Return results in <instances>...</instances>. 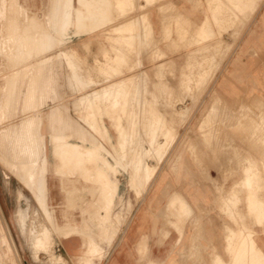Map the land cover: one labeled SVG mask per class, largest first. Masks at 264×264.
Listing matches in <instances>:
<instances>
[{"label":"rangeland","instance_id":"374dc122","mask_svg":"<svg viewBox=\"0 0 264 264\" xmlns=\"http://www.w3.org/2000/svg\"><path fill=\"white\" fill-rule=\"evenodd\" d=\"M35 1L38 4L46 2L47 8L45 12L48 11L50 0ZM132 2H138V4L133 3L130 10H127L123 16L120 15V12L114 6L112 7L110 11L111 24L80 35H75V29L71 28L68 32L69 39L67 40L64 29L61 28L63 18L62 16H58L55 19V22L58 24L55 32L56 38L54 39L51 35L47 36L46 41H44L45 45L35 49L32 56H29V60H27V49H25L23 43L26 39H33L34 32L29 26L19 27L20 23L26 19V16L17 13V22H14L12 25L13 27L16 26L14 31L6 32L5 36L0 37V59L4 58L12 63L5 71H0V88L5 92L6 88L11 90L10 103L6 109V113L2 112L4 98L0 101V126L1 124H7L11 120V104L15 95L19 67L25 65L28 61L30 64H33L37 60L39 61V70L36 75L40 76L48 87L47 102L44 106L46 108L48 106L57 108L61 102L68 100L67 105L70 104L69 107H71L69 114L73 118L79 119L81 115L80 110H76V107L73 106L76 105L75 101L77 98L75 97L77 95L76 92L69 88L67 78L65 80V76L67 77L68 75L69 77L68 73L65 74L66 70L68 72L69 69L63 63L65 59L60 55L61 52L66 49L75 50V60L81 68L83 78L85 77L94 81L87 90L101 88L118 77L113 72H108V74L103 73V70L107 67L105 65L104 54L108 53L110 58L115 54V47L112 45V41L107 39L108 34H111L112 27L125 20L134 18V16H144L151 24L152 35L148 39V43H152L147 48L143 45L144 55L143 53L138 54L139 58L137 55L139 46L136 44L138 39L134 40L132 50L123 47L122 50L126 54L127 59L117 67H124V71H121L123 74L119 73V76L122 77L132 74L138 75V73L142 74L143 71L147 74L149 79L148 90L142 97L148 99L150 104L146 103L144 109L147 108L149 111L144 116L139 129L137 119L138 102L136 98L138 96L134 94L128 81L123 91L113 101H109L111 104L108 102L102 105L100 101L97 102L98 108L96 109L99 111L95 117L96 120L100 119V122H97H99V126L101 125L100 127H104L103 130H105L106 126L107 131L105 130V132L110 137L107 136L110 141L108 138L92 132L98 143L112 152L113 146H117L119 142H122L123 144H118V150L115 148L118 154L124 157L126 161H138V158H141L142 162L144 161L143 165L149 168L148 170L151 171L152 179H154L152 186L145 194L139 191L135 193L128 185V175L122 170L115 171L116 176L121 182V194L126 199L132 201L129 217L123 226V230L116 236H131L130 239L126 237L127 239L125 240L127 247L130 249L138 247L139 239H142L146 248H148V252L151 249H164L165 251L174 249L176 252L177 250L181 251L185 248L189 237L193 233H196L201 226H213L218 223L217 220L208 218L209 212L212 217L215 214L216 217L219 215L225 218L222 219V226L226 232V236H223L225 250L221 252L223 258H221L222 256H217L216 260L218 259V263H236L237 257L234 259V256H237V247L239 249L241 245V240H239L241 230L243 231L241 239L246 238L250 243V248H252L250 250V258L248 259L249 263H251L254 259V252L261 251L264 253V0L257 1L260 7L249 19L248 16L240 13L239 19L235 20V23L233 22L234 20H230L234 18L228 15L230 13L229 10L227 11V7H229L227 0H222L225 4L222 3L221 5L226 6V8L223 6L227 11L226 16V12L223 11L224 8L220 12H215L214 5L216 3H214V0H211L210 4L209 0H152L149 1L151 2L150 5L147 3V0H132ZM161 4H167L168 7H171V9H165L166 12L163 13L165 22L162 21ZM73 5L75 8L79 7L78 1L73 0ZM210 6L214 10H211ZM41 7L33 11L36 18L40 17L38 19L44 17V11ZM173 9L177 10L174 11ZM23 11L26 12L27 10L24 8ZM210 11L212 13L215 12V15L223 12L222 14L224 15H221L222 17L225 16L222 18L223 24L229 23L228 26L226 25L228 28H230L229 26L233 22L231 30H227V27L222 25L221 20L220 30L224 27L225 30L219 31L220 34L218 33V35L223 33L221 35L223 38L217 35L219 28L217 29L216 26H219L220 20L218 19V23H215V21L214 23L218 24L215 25ZM219 15L218 17L221 19ZM4 16V0H0V20ZM224 18H228L230 21L227 22V19L226 23ZM204 21H208L204 25V32L206 31L207 33L208 31L206 37L213 35L215 30L214 39L210 36V38H207L211 40H207L209 43L202 41V43L199 42L197 44L198 40H202L199 34L203 33L202 24ZM237 21L243 22V26L238 24ZM50 24L49 27L51 26ZM95 24L96 22H94ZM234 24H237V28L234 27ZM110 26L112 27L110 28ZM86 27L91 28V23L88 22ZM230 32L235 41L228 34ZM9 35L13 36L12 41H10L11 37ZM216 35L218 36L219 43L224 39L227 44L226 42L223 43V41V44H219L217 41L215 43L214 40L215 38L217 39ZM205 43L213 44L214 46L216 44V46L207 48L199 55H192L189 58V55L195 53L193 49H195L196 45L197 48L199 44ZM187 48L190 50L186 51ZM12 49H16L14 53L10 52ZM156 49L163 52L164 57H166V62L162 69L163 74H159L160 78H158L157 74V63L159 64L160 61L155 60L154 55ZM149 51L152 52L150 53ZM22 56L24 57L22 58ZM41 57L42 59H40ZM138 59L141 62L140 66ZM2 66L3 64L0 63L1 68ZM53 66L54 69L52 70ZM65 67L67 69L64 71ZM57 71H64L65 76L62 77L61 81L56 75ZM30 72L28 73L32 75L34 73L33 69ZM9 74H12L16 80L12 78L10 81H1L2 77L5 76L7 78ZM51 74L53 75L52 78L50 77ZM61 82H63L64 88H60ZM154 96L157 103L151 100ZM70 98L71 101L74 100V104L70 102ZM216 99L219 100L220 111H217L218 117H215L216 113L213 116L209 115L215 102H217ZM115 100H117V104L114 103ZM72 107L74 108L73 110ZM121 111H128L129 113L124 114L125 112L121 113ZM32 112L31 108H28L26 115L29 116ZM113 112L115 118L111 116ZM115 112H118V114ZM98 114L100 118H98ZM129 114L133 116V121L131 122V118H128L127 122L124 120L125 127L120 128L123 124L119 119H122L123 116L130 117ZM253 120L255 124L251 123ZM43 129L46 133V120L44 121ZM139 134L141 137H139ZM259 135H261V138ZM119 136L122 138V141ZM151 142L154 145L153 148L157 147L156 149L154 148V151H151L153 149H151ZM148 144H151L150 148ZM48 149H50L49 146ZM149 151H151L150 154L148 153ZM152 154L153 157L151 156ZM97 155L99 154L97 153ZM236 157L239 159L237 160ZM48 159L52 160L50 153ZM69 163H71L70 160ZM246 164H248L247 168L245 167ZM4 165V162L0 161V264H101L102 261L100 260H94V262L85 260L77 263L73 259L81 248V241L78 237L63 242L64 252L57 250L60 242L57 240H54V242L51 239L52 243L49 241L45 250L38 249V255L34 257L35 250L33 252L30 249L28 241L26 238H23L24 236L18 227L16 221L18 209L20 207L27 208L29 204L31 205L28 206L30 209L28 208V221L24 225L25 228L38 231L43 228V224L51 229H53V226L46 217L41 203L37 201L34 191L29 190L27 186L22 187L21 180L11 173V171L7 170ZM253 167L255 171H252ZM247 173L252 175L253 185L255 184L250 189L242 185L247 177ZM256 175L258 176V180H256ZM49 186L56 196L53 204L57 206L60 201V195L57 180L51 176H49ZM71 187L76 190H73V196L76 195L80 198L83 197L85 192L94 188V185L90 186L85 181H81V183L72 184L68 188ZM233 192L238 193H236L237 197L235 199L231 197ZM21 193L29 197L28 202L21 196ZM142 195L143 198H141ZM175 195H180L185 203L178 202L171 207L169 201ZM198 201H220L221 207L206 209L204 212H206L207 217L202 218L203 220L199 218L200 220L198 219L196 222L192 219V208L195 207V202ZM185 205L190 211V214L186 217L182 216L181 212ZM79 208L80 206L73 204V215L76 214ZM172 232L174 236H180L181 238L180 242L176 243L175 241L173 246L171 245ZM53 236L58 235L53 233ZM207 239H211L212 242L214 240L213 237H207ZM209 252L212 255L218 254L215 242L209 247ZM210 260L213 261V256L211 255Z\"/></svg>","mask_w":264,"mask_h":264},{"label":"bare ground","instance_id":"6f19581e","mask_svg":"<svg viewBox=\"0 0 264 264\" xmlns=\"http://www.w3.org/2000/svg\"><path fill=\"white\" fill-rule=\"evenodd\" d=\"M77 1H78L79 7L75 8L73 5V0H50L48 11L45 12V9L47 8L46 2L42 4H38L36 3L35 0H4L5 16L0 20V37L5 36L6 32H10L11 30L14 31V28L16 26L13 27L12 25L14 24V22L15 23L17 22L18 14L22 16H26V19H24L20 23L19 27L29 26L34 32V35L32 37L33 39H26L25 42L23 43L24 44L23 46L25 47V49H27L26 56H28L27 57L28 59L27 58L26 59L29 60V56H32V54L34 53L33 51L35 49L39 48L40 46L45 45L44 41H46L47 36L51 35V37H53L54 39L56 38L55 32L58 28V24L57 22H55V19L58 16H62L63 18L61 28L64 29L65 38L67 40L69 39L68 32L71 28L75 29V33L73 32L75 35H80L82 33H90L94 31V29L96 28H100L102 26L111 24L112 18H111L110 11L113 6L120 12V15L123 16L126 14L127 10H130V8L133 6V3L138 4V2H132V0H77ZM147 1H148L147 3L150 5L151 2L149 1H152V0H147ZM214 1H215L214 3H216V5H214L215 12L216 11L220 12L222 11L224 7L226 8V6L224 5H223L224 7L221 6L222 3L225 4V2H222V0H214ZM227 1L229 2V7H227V11L229 10V13H230L228 15L231 18H234V19H230L232 21L234 20L233 21L234 23H235V20L239 19L240 13L248 16V19H249V17L254 15L260 7L257 3L258 0H227ZM210 2L211 0H209V4ZM40 6H42L41 8L44 11V17L42 19H38L40 17L36 18L33 13V11L40 8ZM213 7H211V10H214ZM24 8L27 10L26 12L23 11ZM225 8L223 9V11L226 12V13L224 12L226 16L227 11L225 10ZM165 9H171V7H168L167 4L166 5L161 4L160 12L162 15L163 22H165L164 16H163V13L166 12ZM173 10L175 11L177 9H173ZM210 12L214 18L213 23L215 21H216L215 23H218L220 20V23H219L220 27L216 26L217 29L219 28L218 32L216 31L218 35L219 31H223V29L225 30V27H227L229 23L226 24L227 26L223 24L222 18L225 17V16L223 17L221 16V15H224L222 14L223 12L218 13V15L220 14L219 16L221 17V19L218 17L217 14L215 15V12L214 13H212V11ZM209 17L211 18V16ZM227 19L228 18L226 19L224 18V21L226 22ZM221 20H222V25H225V27L223 26L224 28L220 30ZM230 20L228 19L227 22H229ZM88 22L91 23L92 25L91 28L86 27ZM94 22H96L95 25H94ZM205 22H208V21H204V23L202 24L203 33L199 34V36L202 37V40L201 41L198 40L197 44L199 42L202 43V41L209 43L207 40H210V39H207V38L208 37L210 38V36H212V38L214 39V33H215L214 29H213L214 30L213 35H209L206 37V34L208 33V31L207 33L206 31L204 32ZM233 22L232 23L230 22L231 25L233 24ZM240 22H238V24L242 25L243 22L241 23ZM49 23H51L50 27H49ZM215 25H218V24H215ZM231 25L229 26L230 28H231ZM111 27L112 26H110V28ZM234 27L237 28V24H234ZM238 27H240V25H238ZM230 28L227 27V30ZM228 34H230V37L233 40L234 38H232L231 32ZM151 35H152L151 24L144 16H141V15L136 16V17L134 16V18H131L127 21L125 20L124 22H121L118 25H115L112 27L111 34H108L107 39H109V41H112L113 43L112 45H114L115 47L114 48L115 54H113L114 56H112V58L109 57L108 53L104 54L105 65L107 67L104 69L105 71L103 70V73L108 74V72H113L115 73V75H118V77L116 78V80H113L110 83L108 82L107 85H104L101 88H94V89L87 90V88H90L91 84H93L92 82L94 81L91 79L85 78V77L83 78L81 74L82 72L81 68L77 64V61L75 60V57H76L75 50L66 49L65 51H62V52L60 51L61 52L60 55H62L63 56L62 58L65 59L64 60L65 62L63 63L67 65L68 69L71 72L69 73V70L67 72L66 70L67 68L65 67L64 69V71L66 70L65 74L68 73L69 77L68 75L67 77L64 75L63 73L64 71L63 72L57 71L56 75L58 76V79H60V81L62 77L65 76V80L66 78L68 80L67 82H68L69 88H71L74 92H76V95H77V97H75L77 98V100L75 99L76 105H73V106L76 107V110L77 109L80 110L81 115L79 116V119L73 118L69 114V109L71 107H69L70 104L67 105L68 100L61 102L59 107L57 108L53 106H48L46 108L44 106L47 102L48 87L46 83L44 82V80H42L40 76L38 77L36 75V73L39 70L38 60L33 62V64H30L28 61V63H26L25 65L20 66L19 69L17 68L18 69L17 71L18 79L17 80L13 77L12 74H9L7 78L5 76L2 77L3 79H1V81H10L12 80V78H14V80L17 81V84L15 87L14 99L11 104L12 105L11 120L7 124L5 125L1 124L0 126V161H3L5 164L4 166L7 168V170L11 171V173H13L19 180H21L22 187L27 186L29 190L34 191V195L36 194L37 201L41 203L43 211L46 214V217L48 218L50 224L53 226V229H51L49 227L44 226V224L42 223L43 228L41 227L42 229L38 231H36L35 229L25 228L24 225L27 224V221H28L27 220L28 219V208H29L28 206L30 204L27 206V208L20 207L18 209L16 213V221H17V224H18V227L21 233L24 236L23 238H26V240L28 241L27 243L29 244L30 249H32L33 252L35 250L34 257H37L38 255L37 253L39 252V250L46 249L47 245L49 244V241L51 242V239H53V241L54 240L59 241L60 243L58 244L57 250L64 252L63 242L65 240L78 237L81 240V250L79 251L78 255L73 257V259L77 263H81L85 260L92 261V262H94V260L102 261L105 258L108 249L111 247L113 240L116 238V235L119 234V232L123 230V226L125 222L127 221L129 214H130V208H131V202H132L130 199H126L121 194L120 192L121 182L116 176L115 171L122 170L128 175V178H127L128 185L132 190L135 191V193H138L139 191L141 193L144 192L145 194L152 186L154 179H152L151 171L148 170L149 168L147 166L143 165L144 161L142 162L141 158H138V161H133V160L126 161L124 157H121L120 154H118V151H117L119 149L118 144L120 142L117 144V146H113V152H112L109 149H107L105 146L99 144L97 139L92 134V132L93 133L96 132L105 138L109 137L108 134L105 132V130L107 131L106 126H105V130H103L104 127L102 128L100 127L101 125L100 126L98 125V123L100 122L99 121L100 119L96 120L95 116L97 115L99 111L96 109L98 108L97 102L100 101L102 105H105L109 101L111 100L113 101L121 93V91H123L128 81H129V84L131 85L132 91L134 92V94L138 96L136 97L137 102H138L137 103L138 105L137 119H138V125H139L138 127L140 129L142 120L149 111L147 110V108L144 109V105H146V103H148L149 105L150 103L148 99H144L142 97V95L147 93L149 79L147 77V74H145L144 71L142 74L138 73V75L132 74L129 76L127 75V77L119 76L120 75L119 73H122L121 71H124V67L121 68V66L120 67H117V66L121 65V63L125 62V60L127 59L126 54L122 50L123 47L132 50L134 40L138 39V42L136 43L139 46V51L137 55L138 54L140 55L141 53H143V45L147 48L152 43V42L150 44L148 43V39L151 38ZM217 35L215 36L217 37V39L215 38L214 40L215 43L216 41L217 43H219L218 36L223 35V33L221 35H218V36ZM9 36L11 37L10 41H12L13 36L11 35ZM221 37L223 38V36ZM193 40L195 39L193 38ZM222 41L223 43L226 42V40L224 41V39H222ZM222 41L219 44H221ZM233 41H235V39ZM206 43L199 44L200 46L198 45L197 48H196L197 46L196 45L195 49H193L195 53L189 55V58L192 57V55L193 56L199 55L201 52H204V50H206L207 48H211V47L213 48L216 46V44L214 46L213 44H206ZM44 48L46 49V47ZM15 50L16 49H12V51L10 52L14 53ZM189 50L190 49L187 48L186 51H189ZM152 51H149V52L151 53ZM139 55H138V58H139ZM154 55H155V60L160 61L159 64L157 63V68H158L157 74L159 76V74L161 75V73L163 72L162 69H163V65L166 62L165 61L166 57H164V53L161 52L159 49H156V51L154 52ZM23 57L24 56H22V58ZM40 59H42V57ZM0 60H1L0 63L3 64L2 68L0 67L1 72L5 71L7 68H9L12 65L11 62H8L4 58ZM101 60L103 61V59ZM52 62H54V60H52ZM138 64L139 66L141 64L139 59H138ZM56 68H57V65H56ZM32 69L34 73L31 75L30 71H32ZM53 69H54V66L52 70ZM52 76L53 75L51 74L50 77L52 78ZM158 78H160V76ZM62 83L63 82H61L60 88L63 87L64 85ZM10 93H11L10 89L6 88V92H5L0 88V101L2 98H4L3 109H2L3 113H6V109L10 103V99H9L11 95ZM151 100L157 103L155 96ZM73 101H71V98H70V102L73 103ZM216 101L217 102H215L211 112L209 113L210 116H213L216 113L215 117H218L217 111L219 110V100L216 99ZM72 103H71V106H72ZM109 103L111 104V102ZM114 103L117 104V100H115ZM135 103H136V100H135ZM28 108H31V110L33 111L32 114L29 116L26 115ZM73 109L74 108L72 107V110ZM125 109L127 110V108ZM123 112L125 111H121V113ZM127 112H125L124 114H126ZM99 114H98V118H100ZM116 114H118V112ZM111 116L115 118L114 112ZM93 117H94V120H93ZM128 118H131L130 119L131 122L133 121V116H130V117L123 116L122 119H119L120 122L123 124L120 126V128L125 127V124L123 121L125 120L127 122ZM218 119L220 120V118ZM45 120H46V127H47L46 133L44 132V129H43ZM253 122L254 120L251 123L255 124V122L254 123ZM117 123H116V126H117ZM127 128H130V127H127ZM261 134H262V131H261ZM141 135L139 134V137H141ZM259 136L261 138V135ZM121 141H122V138H121ZM47 144L50 149H48ZM98 144L101 146H99ZM141 145L143 146V144ZM150 145L148 144L149 148H150ZM151 146H152L151 147L152 149L154 146L153 143ZM154 148L156 149L157 147H154ZM154 148L150 150L154 151ZM135 149H136V146H135ZM151 151H149L148 153L150 154ZM49 153L52 157L51 161L48 159ZM97 153L99 155H97ZM153 154L151 155L152 157H153ZM154 157H155V154H154ZM238 159L239 158H237V160ZM69 160L71 161V163H69ZM247 165L248 164H246L245 167ZM253 170L255 171V168L252 169V171ZM4 174H7V173H4ZM49 176L57 180L58 192L60 195V201L58 202L57 206L53 204V201L56 199V196L53 194L51 190L52 188L49 186ZM257 177L258 176L256 175V180H258ZM81 181H85L87 184H90V186L94 185V188L85 192V194H83V197L78 198L76 195L73 196L74 193H72L73 190L76 191L75 188L73 187L68 188V187L72 184L74 185L79 184L81 183ZM253 182L254 181H252V175L247 173V177L245 178L242 185L250 189L252 186H255V184L253 185ZM236 193L233 192L231 194V197H233V199L237 197L238 193L237 194ZM80 194L82 195V193ZM21 196L26 201L29 198L24 193H21ZM141 198H143V195ZM178 202L185 203L184 199L180 195H175L173 198L170 199L169 205L173 207L174 204ZM73 204L80 206V208L77 210L76 214L74 215H73L74 210L72 209ZM261 207L262 206L260 203V208ZM181 212H182V216H185V217L190 214V211L189 209H187L186 205L183 207ZM53 233L58 236H53ZM241 236H243L242 230L240 231V237H239V240H241L240 241L241 245L239 249L237 247V252H238L237 256L236 255L234 256V259L235 257H237V261L235 264H264V253L261 251L254 252L255 253V255H253L254 259L251 261V263H249L248 259L250 258V253H251L250 250H252V248H250V243L245 238L246 235L244 236L245 239H241ZM38 239L40 240L37 241ZM196 249H197V245L192 242L190 245V250L192 251V254L193 252H195ZM218 262L219 261L217 259L215 260L214 264H219ZM150 264H153V263H150Z\"/></svg>","mask_w":264,"mask_h":264},{"label":"crops","instance_id":"0c3cea01","mask_svg":"<svg viewBox=\"0 0 264 264\" xmlns=\"http://www.w3.org/2000/svg\"><path fill=\"white\" fill-rule=\"evenodd\" d=\"M220 204V201L195 202V207L192 208L193 221L197 222L199 218L203 220L206 216V212H204L206 209L217 207L220 208ZM209 217L217 220V225L215 224L213 226H201V228L196 233H193V235L189 237L185 248L181 251L177 250L176 252L174 249L166 251L164 249H151L148 252V248H146V245L142 241V239H139V243L137 244L138 247L130 249L127 247L125 240L127 238L130 239L131 236H116L101 264H214L216 258H218L217 256H222L221 258H223L221 252H224L225 250L223 236H226V232L222 226V219L225 218L219 215L218 217H216L215 214L214 217H212L208 212V218ZM207 237H213V242H215L217 246V255H212L211 252H209V247L213 242L211 241V239H207ZM180 239V236H174L172 232L171 245L173 246L175 244V241L176 243L178 241L180 242ZM192 242L197 245V249L195 250V252H193V254L190 250V245ZM80 250L81 248L79 249V251ZM79 251L76 255L79 254ZM210 255L213 256V261L210 260Z\"/></svg>","mask_w":264,"mask_h":264}]
</instances>
